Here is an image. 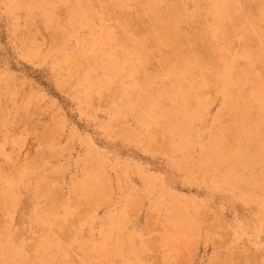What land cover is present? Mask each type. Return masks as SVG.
Returning <instances> with one entry per match:
<instances>
[{
    "label": "rangeland",
    "instance_id": "1",
    "mask_svg": "<svg viewBox=\"0 0 264 264\" xmlns=\"http://www.w3.org/2000/svg\"><path fill=\"white\" fill-rule=\"evenodd\" d=\"M0 264H264V0H0Z\"/></svg>",
    "mask_w": 264,
    "mask_h": 264
},
{
    "label": "bare ground",
    "instance_id": "2",
    "mask_svg": "<svg viewBox=\"0 0 264 264\" xmlns=\"http://www.w3.org/2000/svg\"><path fill=\"white\" fill-rule=\"evenodd\" d=\"M214 7L216 8V11L220 14V16L221 17H224L225 16V13L223 12V11H220V10H218L217 8V5H214ZM155 8V7H154ZM156 12V11H155ZM159 19V18H158ZM219 22V21H218ZM170 23V22H169ZM180 25V24H179ZM184 26V25H183ZM162 27V26H161ZM169 27V26H168ZM195 28V27H194ZM197 28V27H196ZM165 29V28H164ZM175 29V28H174ZM187 29V28H186ZM190 29H192V28H190ZM208 29V28H207ZM205 30H206V28H205ZM203 31V30H202ZM184 32H186V31H184ZM197 32V31H196ZM225 32H226V30H225ZM153 33H155V32H153ZM195 33V32H194ZM178 34V33H177ZM183 34V33H182ZM193 34V33H192ZM175 35V34H174ZM202 35V34H201ZM171 37V36H170ZM202 37V36H201ZM205 37V36H204ZM229 37V36H228ZM163 38V37H162ZM193 38V37H192ZM217 38V37H216ZM226 39V38H225ZM224 39V40H225ZM162 40V39H161ZM195 40V39H194ZM210 41V40H209ZM215 41V40H214ZM213 41V42H214ZM166 42V41H165ZM172 42V41H171ZM212 42V43H213ZM186 43V42H185ZM217 43V42H216ZM174 44V43H173ZM190 44V43H189ZM220 44V43H219ZM185 45V44H184ZM203 45V44H202ZM169 48V47H168ZM209 48V47H208ZM188 51V50H187ZM260 51V50H259ZM187 55V54H186ZM192 55V54H191ZM201 55V54H200ZM233 55V54H232ZM232 55H231V53L229 52V51H225V52H223V56L226 58V60H231L232 62H233V64H235V61H236V58L234 59V58H232ZM197 56V55H196ZM260 56V55H259ZM179 57V56H178ZM187 57H188V55H187ZM236 57V56H235ZM182 58V57H181ZM202 57H200V59H201ZM253 58V57H252ZM251 58V59H252ZM193 59V58H192ZM263 60V59H262ZM198 62V61H197ZM227 62V61H226ZM199 63V62H198ZM197 64V63H196ZM204 64V63H203ZM232 64V63H231ZM251 64V63H250ZM229 65V64H228ZM202 66V65H201ZM214 66V65H213ZM212 66V67H213ZM230 67V66H229ZM247 67V66H246ZM256 67H259V66H256ZM233 68V67H232ZM206 69V68H205ZM203 70V69H202ZM228 70H230V69H228ZM211 71V70H210ZM214 71V70H213ZM212 71V72H213ZM228 74V73H227ZM224 77V76H223ZM227 77V76H226ZM232 78V77H231Z\"/></svg>",
    "mask_w": 264,
    "mask_h": 264
}]
</instances>
